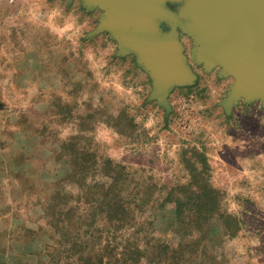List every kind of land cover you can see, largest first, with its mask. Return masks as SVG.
Listing matches in <instances>:
<instances>
[{
  "label": "rangeland",
  "instance_id": "obj_1",
  "mask_svg": "<svg viewBox=\"0 0 264 264\" xmlns=\"http://www.w3.org/2000/svg\"><path fill=\"white\" fill-rule=\"evenodd\" d=\"M177 30L192 78L169 110L108 32L85 52L74 33L55 73L0 80V264H264L262 100L233 105L248 114L241 174L212 142L240 121L221 104L235 77Z\"/></svg>",
  "mask_w": 264,
  "mask_h": 264
},
{
  "label": "water",
  "instance_id": "obj_2",
  "mask_svg": "<svg viewBox=\"0 0 264 264\" xmlns=\"http://www.w3.org/2000/svg\"><path fill=\"white\" fill-rule=\"evenodd\" d=\"M71 1V0H68ZM177 3L176 9L169 5ZM101 12L86 36L108 32L117 54L133 52L152 80L151 99L169 110L174 85L189 83L178 30L192 35V57L205 69L221 66L235 81L221 101L226 112L243 102L261 99L264 107V0H81ZM169 29L165 30L164 26Z\"/></svg>",
  "mask_w": 264,
  "mask_h": 264
},
{
  "label": "crops",
  "instance_id": "obj_3",
  "mask_svg": "<svg viewBox=\"0 0 264 264\" xmlns=\"http://www.w3.org/2000/svg\"><path fill=\"white\" fill-rule=\"evenodd\" d=\"M95 9L99 10V15L101 10L98 7ZM89 12L82 6L81 0H0V80H27L32 74L35 78V74L55 73L47 65L64 63L61 58L66 54L60 53V49L68 47L65 43L73 42L74 33H78L77 41L83 52L91 51L90 41L100 38V34L105 32L86 36L95 25L86 28L78 23V18ZM247 115L244 113L238 117L233 110V117L240 120L239 123L235 125L234 119L227 120L225 141L218 133L212 142L219 147L218 156L226 160L230 158L236 172L249 175L251 172L247 170V164L240 161L250 155L249 149L244 150L249 142L247 128L243 125ZM261 154L264 155V151ZM261 172L264 174V167ZM237 174L232 171L231 176L235 178ZM237 180L240 179H235V182Z\"/></svg>",
  "mask_w": 264,
  "mask_h": 264
},
{
  "label": "trees",
  "instance_id": "obj_4",
  "mask_svg": "<svg viewBox=\"0 0 264 264\" xmlns=\"http://www.w3.org/2000/svg\"><path fill=\"white\" fill-rule=\"evenodd\" d=\"M192 228H194L193 225H192ZM174 263L177 264V260H175Z\"/></svg>",
  "mask_w": 264,
  "mask_h": 264
}]
</instances>
